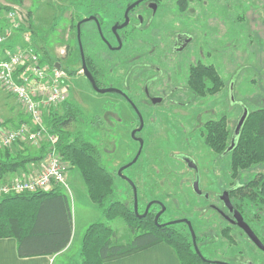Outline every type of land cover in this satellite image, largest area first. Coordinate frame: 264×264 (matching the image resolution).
<instances>
[{"label": "rangeland", "instance_id": "1", "mask_svg": "<svg viewBox=\"0 0 264 264\" xmlns=\"http://www.w3.org/2000/svg\"><path fill=\"white\" fill-rule=\"evenodd\" d=\"M101 5L100 0H0V17L5 12L7 16L10 10L18 11L24 17V24L15 34V37L19 38L15 44H32L39 51L45 47L50 55L66 68L70 77L67 87L68 102L79 107L83 113L82 119L70 122L66 130L73 135L81 133L87 142L96 145L101 154L103 165L116 175L123 166L136 157L139 151V144L131 137L132 130L137 126L138 120L130 107L118 97L111 94H98L92 89L82 71L76 30L78 21L89 17L92 13H97L96 10L100 9ZM170 5L172 7L165 5L164 14L166 17H174V3L172 2ZM109 10L110 7L104 15L108 19V24L111 25L110 22L119 19L121 14ZM188 12L192 20L203 27L197 33L199 41L203 40L204 32L207 31L210 35V46L208 45L212 50L210 61L214 62L221 79H224V90H220L215 96L218 97L216 101L208 106L203 105V108L200 106L191 110L178 105H176L178 107H169L168 105L157 107L153 111L155 119H149L150 113L145 106L136 103L145 118V129L139 135L144 139L145 146L137 165L132 168L129 174L139 177L136 179L139 184V189H137L138 211H142L149 202H162L168 209L162 217L164 221L180 216L181 214L176 213L174 208L183 203L178 201L181 200V197L176 195L177 184H160L158 182L163 175L167 177L175 175L164 173L162 166L166 165L170 169L178 168L179 166L176 165V160L179 158L176 156L177 153L192 154L203 149V141L198 136L200 122L212 117L211 111L217 109L218 111L215 115L213 114L212 119L218 120L222 114L227 116V122L233 132L234 139V133L243 112L264 108V0H191ZM6 22L8 23L7 19ZM175 23L174 19H169V22L159 21L155 24L158 28L156 31L161 34L164 31L165 33L171 32L172 29L166 31V26L172 27ZM91 25L93 24L87 23L86 28L84 27L85 33L92 30ZM93 45V48L87 53L94 56L95 52H99L101 60L105 63L104 68L107 76L105 82L111 81L116 87L121 88L119 74L122 68H119L113 61H108L110 59L109 54L106 53L108 50L106 51L103 45L99 46L97 40L93 41ZM99 47L101 48L99 49ZM116 55L117 57L121 56V54ZM105 60L107 61L105 62ZM115 66L118 69L113 75ZM63 105L57 108L58 115H63ZM169 113L176 114L180 118V123L174 118L168 117ZM200 118L201 120L198 122ZM1 119L4 121L3 129L12 130L23 124L26 116L20 103L0 89ZM194 127H196L195 132L198 140L190 142L188 139L190 128ZM170 135L171 138H169ZM18 144L13 145L14 147L12 146L11 149L38 155L42 147L47 144V140L45 137L38 144L29 141ZM228 160L230 163V158ZM135 171L137 172L135 173ZM68 175L74 198L70 197L71 189L68 180V189L64 188L63 192L68 195L70 200L73 227H75L76 220L80 221L76 226L78 231L82 223L89 227L94 221L90 219L91 216L85 217L82 214L79 216V210L86 209L82 202L87 201L86 195H88L86 191L82 190L79 193L77 190L78 186H84L79 172L69 170ZM256 175L257 173L253 172L246 176L250 179ZM183 192L188 194L190 191L184 188ZM114 199L132 204L133 191L125 180L117 178ZM182 212L184 213V209ZM245 213L249 222L253 223V220L257 219L259 223L264 224V198H258L256 202H249L246 205ZM188 217L194 218L193 223L198 234L202 229H208L205 218H199V220L197 215L192 214ZM100 221L103 222L104 218L102 217ZM112 226L119 235H128L126 224L121 219H117ZM210 228L213 229V227ZM256 230L261 233L258 224ZM211 232L213 234L210 235L216 239V243L201 246L207 259L212 258L213 251L216 252V258L227 260L235 259L239 256V252L243 251L246 259L255 264L261 263L262 254L254 246L251 247L248 243L244 247L230 246L222 238L217 226ZM234 236L238 238L237 233ZM261 237L263 238L264 234ZM81 244L82 241L81 239L79 241L77 236L70 251L59 257L55 264H81Z\"/></svg>", "mask_w": 264, "mask_h": 264}, {"label": "flooded vegetation", "instance_id": "2", "mask_svg": "<svg viewBox=\"0 0 264 264\" xmlns=\"http://www.w3.org/2000/svg\"><path fill=\"white\" fill-rule=\"evenodd\" d=\"M137 1L139 0H112L107 4L106 7H101L100 9L96 10L97 13H92L89 15V17H96L98 19L103 37L100 34L99 27L95 21L87 23L93 24L91 25L93 40H97L99 46L103 45L105 50H108L106 52L109 54L108 56H110L108 61H113L114 64L119 66V68H122L119 74V82L120 86H122L121 88L116 87L111 81L109 83L105 82L107 77L104 68L105 63L101 60L99 52H95L94 62L97 66V79L94 78L95 82L100 89H114L121 92H113L109 94L118 97V99L127 104L134 112L136 119L138 120V124L132 130L131 137L139 144L140 150V140L143 141V149L145 142L144 139H142L139 135L144 131L146 123L144 115L139 111L136 103H141V105L143 104L145 106L146 110L150 113L148 115L149 119H155V114L153 111H155L157 107H162L164 105H168L169 107L181 106L191 110L200 106L203 108V105L208 106L210 103L216 101L218 97L215 96L220 91L215 95L213 94L211 71L212 68L215 67V64L213 61H210V55L212 56V50L209 47L210 35L207 33V31L204 32L203 40L199 41L197 33L200 32V28L203 27L195 23L192 20V17L189 16V5L185 8V10H181L183 7V2L181 0L142 1L138 6L129 12L128 26L122 29H117L116 32L113 31L115 26L120 27L126 22L125 14L128 7ZM172 2L174 3V17L168 16L171 17L168 18L164 14L165 5L172 7V5H170ZM109 7L110 12H120L121 14L119 19L115 21L112 20L110 22L111 25L108 24V19L104 15ZM86 18L78 21L76 26L77 33L78 24ZM169 19H174L176 22L172 25V27H170V25L166 26V31H169L170 29H172V31L167 33L164 31L163 34H161V32H157L156 30L158 28H156L155 24L164 20L169 22ZM87 23L81 25V33H85L84 27L87 26ZM119 39L121 41L120 49H118L120 46ZM161 46L163 47L160 48ZM94 48L96 49V47ZM100 48L101 47H99V49ZM78 49L83 71V62L79 41ZM99 49L97 50L99 51ZM83 51L86 60L88 51L85 52L84 46ZM116 54H121V56L117 57ZM114 55L115 57H113ZM106 61L107 60H105V62ZM117 69L118 68L115 66L112 72L113 75L116 74ZM203 88L204 90H202ZM223 90L224 79L222 78L221 91ZM136 110L142 117V128L141 121ZM217 111V109L216 111H211V116L213 117ZM168 117L174 118L177 120V122L179 121L178 123H180V118L177 117L176 114L169 113ZM212 117H210L208 120H205L204 122H200L201 118L198 119V122L201 123V127L198 129V136L203 141V149L193 152L192 154L177 153L176 156L179 158L176 160V165L179 167L174 169H170V167L168 168V172H171L175 175H172V177L170 175L169 177L163 175L159 178L158 182L160 184L175 183L178 185L176 195L181 197V200L178 201L183 204L177 208H174L176 213H180L181 215L168 221H164L162 218L168 210L167 207L163 205L165 207V211L159 218L158 224L169 225L172 222L184 220L189 221L196 234L197 241V237L199 235L196 231L197 228L193 223L194 218L188 217V215H197V219L205 218L208 229H202L199 232H204L205 236L208 237L206 240V245L216 243V239L210 234H213L211 231L215 226H217L219 227L221 235L223 230L227 231L232 236L237 233L238 238L234 236L236 240L235 246L244 247L246 246L245 244L248 243V245L251 247L254 246L257 248L262 254V261L258 264H264V251L259 249L250 240L244 230H242L235 222V211H237L241 214L245 223L251 228L253 233L264 246V237H261V235L264 234V224L259 223L257 219H255L257 221L253 220V223L246 219L245 208L246 205H248L251 201H242L243 194H248V191L252 190L250 184L256 181V183L254 182V185L258 186L260 182L255 179L256 176L248 179L246 173H242L238 177L234 176L228 160L229 149L219 154L206 144L204 137L206 133L205 124L209 121H216L212 119ZM223 117L227 116L222 114L219 119ZM196 127L193 129L190 128V137L188 138L190 142L191 140L193 142L198 140L197 133L195 132ZM139 129L141 130L139 131ZM133 133H135L136 138H133ZM169 138H171V135ZM188 161L193 163L195 167L191 168ZM137 163L123 171L127 179H129L133 184L134 180L138 179L139 177H136V175H130L129 172H131L132 168L137 165ZM162 168L164 171L166 165H163ZM136 172L137 171H135V173ZM195 184H198L199 191L201 192L200 194L195 191ZM129 185L131 186L134 193L132 185ZM184 188L189 189L190 192L186 194V192H183ZM225 193H228L229 195V199L234 208L233 211L230 210L222 200V197ZM199 201L201 203H198ZM150 203L151 202L147 203L145 209L143 208L142 211H138L141 216L146 213ZM154 205L157 206L155 213L156 218V216L163 211V206L160 204H153L149 208L148 212L152 210ZM182 209H184V213L182 212ZM257 224L261 230V233L256 230ZM176 225L181 226L183 231L189 232L192 239L190 227L186 222H178ZM210 227H213V229ZM211 256L212 258L208 260V262L211 264H255L253 261L246 259L243 251H240L239 256L232 260L216 258L215 251L211 253Z\"/></svg>", "mask_w": 264, "mask_h": 264}, {"label": "trees", "instance_id": "3", "mask_svg": "<svg viewBox=\"0 0 264 264\" xmlns=\"http://www.w3.org/2000/svg\"><path fill=\"white\" fill-rule=\"evenodd\" d=\"M111 1L100 0L101 7H106ZM181 1V10H185L190 0ZM92 7L91 5L90 8ZM81 40L85 51L93 48L91 31L82 32ZM37 51L42 63L54 65L58 62L45 47ZM86 63L88 70L97 79V66L92 54L86 55ZM211 75L215 95L221 90L222 79L216 67L212 68ZM62 107L63 115H58L55 108L46 119V133L53 136L55 141L52 144L47 142L38 155L11 149L12 147L0 148V182H7L4 179L8 174H28L29 172H24L28 165L41 163L49 153L54 152L69 165L70 171L79 172L90 201L99 208L104 218L103 222H95L86 229L81 244V264H105L160 243L171 246L181 264H211L201 250V246H206L208 239L204 232L198 234L197 246L205 261L196 253L189 232L183 231L181 226L176 224L155 223L157 206L154 205L146 216H141L140 213V216H137L134 211V193L132 204L114 199L116 180L123 178L103 165L96 145L87 142L81 133L73 135L66 130L70 122L82 119V110L68 101ZM23 124H31L30 119L26 117ZM205 130V142L212 150L220 154L230 149L233 132L229 128L227 117L209 121L205 124ZM234 141L235 145L228 154L231 171L236 177L242 173H257L255 179L260 184L255 186L256 181L251 183L252 190L242 197V201L256 202L258 198H264V108L248 112L241 133ZM168 168H164L165 173ZM122 174L126 177L124 172ZM134 185L139 189L136 180ZM117 219L125 222L128 235L121 236L113 228L112 224ZM72 236L70 200L62 188L0 198V240L15 239L20 258L55 256L69 246ZM222 238L230 246L236 245L234 236L225 230L222 231Z\"/></svg>", "mask_w": 264, "mask_h": 264}, {"label": "built area", "instance_id": "4", "mask_svg": "<svg viewBox=\"0 0 264 264\" xmlns=\"http://www.w3.org/2000/svg\"><path fill=\"white\" fill-rule=\"evenodd\" d=\"M8 26L0 32V89L15 98L31 124L12 130L3 129L0 120V148H11L19 142L35 144L45 139L55 141L46 133V119L50 112L68 101L70 77L59 62L54 65L41 62V56L32 45H10L24 24V17L16 10L7 13ZM27 38V37H26ZM60 64V68L56 65ZM69 165L54 152L40 163L38 169L0 183V198L33 194L60 187L68 189Z\"/></svg>", "mask_w": 264, "mask_h": 264}, {"label": "crops", "instance_id": "5", "mask_svg": "<svg viewBox=\"0 0 264 264\" xmlns=\"http://www.w3.org/2000/svg\"><path fill=\"white\" fill-rule=\"evenodd\" d=\"M0 18H1L0 31H3V29H5L8 26V23L6 22V19H7L6 12L3 15H1ZM16 40H19V38L14 37V39L10 42V45H15ZM39 166H40V163L28 165L27 169L24 172H29V173L34 172L38 169ZM19 174L20 173L8 174L5 177L4 181H10L11 179L18 176ZM69 180H70V176L68 178V183H69ZM69 186L71 189L70 197L73 199L74 198L73 197L74 194L72 193L73 189L71 187V184ZM84 186L83 185L82 187L78 186L77 190L79 193L82 192V190L83 192L85 191L87 192L86 187L84 188ZM86 198H87V201L84 200L82 202L83 206L86 209L84 210L80 209L79 216L81 214L82 216H85V217L91 216L90 219H93L94 221L93 223L102 220V214L99 208L90 201L88 195H86ZM79 222L78 220L75 221V227H73V236H72V240L69 246L64 251H62L61 253L55 256H39V257H31V258H20L17 252V241L12 238L1 239L0 240V264H55V261L59 257L65 255L66 253H68V251H70V249L73 247V244L77 236L79 237V241L80 239L82 241L84 232L86 231L88 226L82 223L80 228L77 231L76 226H77V223ZM105 264H181V262L175 250L171 246H169L166 243H160L149 249L138 252L136 254H133V255H130V256L115 260V261L106 262Z\"/></svg>", "mask_w": 264, "mask_h": 264}, {"label": "water", "instance_id": "6", "mask_svg": "<svg viewBox=\"0 0 264 264\" xmlns=\"http://www.w3.org/2000/svg\"><path fill=\"white\" fill-rule=\"evenodd\" d=\"M142 1H145V0H139V1H137L136 3H134L133 5H131L130 7H128V9H127V11H126V14H125V20H126V22H125L122 26H120V27L115 26V27L113 28V31H114V32H116L117 29H122V28H125L126 26H128V24H129V17H128L129 12H130L132 9H134L136 6H138ZM92 21H95V22L97 23V25H98V27H99L100 34H101L102 37H103L102 31H101V28H100V25H99V21H98V19H97L96 17H89V18H86V19L82 20V21L78 24V33H77V37H78V41H79V45H80V49H81V56H82V62H83V72H84L86 78L89 80V82H90V84H91L93 90H94L96 93L104 95V94H109V93H113V92H120V91H117V90H114V89H100V88L97 86L94 77L92 76V74H91V73L88 71V69H87L86 60H85L84 51H83V46H82V42H81V25L84 24V23H87V22H92ZM119 45H120V46H119L118 49L121 48V41H120V39H119ZM56 67H57V68H60V64H57ZM120 93H121V92H120ZM136 112H137V114H138V116H139V118H140V121H141V128H142V126H143V120H142V117H141L140 113H139L137 110H136ZM247 116H248V111L245 110V111L243 112V115H242L240 121H239L238 124H237L236 130H235V133H234V139H233V141H232V145H231V147H230L229 150H231V149L234 147V145H235V141H234V140L236 139V137H238V136L240 135L241 130H242V127H243V125H244V122H245ZM140 130H141V129H139V131H140ZM135 133H136V132H135ZM135 133H133V135H132L133 138H136ZM140 145H141V146H140V150H139L138 154L136 155L135 159H134L131 163H129L128 165L122 167V168L119 170V172H118V175H119L120 177H122L125 181H127L129 184H131L132 187H133V189H134V197H135L134 211H135V213H136L137 216H140V215H139V212H138V207H137V189H136L135 185H134L129 179H127L125 176H123L122 172H123L124 170H126L127 168H129V167H131L132 165H134V164L137 163V161H138V159H139V157H140V155H141V153H142V150H143V141H141V140H140ZM188 163H189V166H190L191 168H194V167H195V166L193 165V163H191V162H189V161H188ZM194 189H195V191H196L198 194L201 193V192L199 191L198 184H195V185H194ZM222 200L224 201L225 205H226L230 210H232V211L234 210L233 205H232V203H231V201H230V199H229V195H228V193H225V194H224V196L222 197ZM153 203H154V202H151V203L148 205V208H147L146 213H145L144 215H142V216H146V214L148 213L149 208L153 205ZM159 204H160L161 206H163L162 203H159ZM164 211H165V207L163 206V211H162L161 213H159V214L156 216V218H155V223H156L157 225H158V220H159V218L161 217V215H162V213H163ZM178 222H186V223L189 225L190 230H191V234H192L193 245H194L195 251H196V253H197V254H198V255H199V256L205 261V259L202 257V255H201V253H200V251H199V249H198L197 241H196V234H195V232H194V230H193V228H192L191 223H190L189 221H186V220H184V221H178ZM178 222H172V223H170V224H176V223H178ZM235 222H236V224H237L242 230H244V232L248 235V237L250 238V240H251V241H252V242H253V243H254L259 249H261V250L264 251V246L262 245L261 241L256 237V235L253 233V231L251 230V228L245 223V221H244L243 217L241 216V214H240L239 212H237V211H235ZM220 264H221V263H220Z\"/></svg>", "mask_w": 264, "mask_h": 264}]
</instances>
